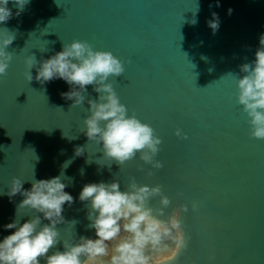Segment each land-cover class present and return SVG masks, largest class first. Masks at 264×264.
Wrapping results in <instances>:
<instances>
[{"label":"water","instance_id":"water-1","mask_svg":"<svg viewBox=\"0 0 264 264\" xmlns=\"http://www.w3.org/2000/svg\"><path fill=\"white\" fill-rule=\"evenodd\" d=\"M216 4L30 0L16 16L18 9L9 3L13 18L0 24V32L7 27L16 39L6 49L13 55L7 75L0 77V242L14 231L4 226L15 221L24 199L17 194L9 200L14 177L23 182V190H30L34 179L63 172L61 182L74 202L64 205L66 223L57 225L61 243L49 255L64 250L63 240L97 238L88 228L89 207L79 201L84 185L119 181L123 191L134 177L138 186L160 185L170 199L160 219L167 220L182 205L189 208L180 216L188 247L171 264H264V140L250 135L232 75L242 77L240 66L255 59L264 34V0ZM212 13L220 20L215 34L207 25ZM73 41H86L124 63L123 76L108 82L129 115L134 112L162 140L155 158L162 169L144 165L139 155L121 169L103 159L101 148L82 132L89 115L87 101L98 95L92 86H87L84 104L71 108L73 101L62 97L71 90L66 82L36 81L39 62ZM30 56L37 64L29 82L25 60ZM177 128L187 140L174 135ZM77 148L84 149L83 155H76ZM141 167L144 171L138 170ZM148 171L154 174L149 177ZM159 201L151 199L149 207L159 208ZM25 214L36 215L21 210V224L31 219ZM159 264H167V259Z\"/></svg>","mask_w":264,"mask_h":264},{"label":"clouds","instance_id":"clouds-1","mask_svg":"<svg viewBox=\"0 0 264 264\" xmlns=\"http://www.w3.org/2000/svg\"><path fill=\"white\" fill-rule=\"evenodd\" d=\"M30 0H0V24H6L13 18L9 3L18 9L19 16ZM219 7V0H217ZM193 13L192 25L197 23ZM232 9L228 10L231 15ZM213 34L218 31L220 20L216 13L207 21ZM0 32V77L7 75V69L13 59L6 51L16 39L15 31L7 27ZM36 81L41 84L62 79L70 86V91L62 97L73 101L71 108L84 104L88 96L87 86L97 93L96 99L87 101L89 115L83 120L84 130L89 142L101 148L103 159L115 162L120 169L139 155L144 165L152 169H162L163 164L156 160L162 140L148 124L141 122L133 112L120 102L110 78L122 77L124 63L111 52L95 51L86 41H73L63 44V49L47 60L39 62ZM37 64L35 56L25 60L27 81H32L31 69ZM242 77L232 74L238 89L236 102L248 117L250 135L264 140V34L259 37V48L251 63L240 66ZM174 135L187 140L186 134L177 128ZM84 149L77 148L76 155H83ZM70 163V161L68 162ZM68 163L64 165L66 168ZM90 163V161H89ZM111 163L109 165H111ZM139 171H144L141 167ZM83 174V169H81ZM154 173L148 171L150 177ZM60 176L51 179L32 181L30 190H23V182L14 177L7 195L17 194L24 197L16 208V219L4 226L5 230H14L0 242V264H159L167 259L173 262L188 244L182 230L181 213L189 208L182 205L167 220L165 216L171 201L164 195L162 187L157 185L138 186L134 177L126 190H121L119 181L110 183H89L83 186L79 201L89 207L87 219L89 229L95 230L96 239L80 237L71 242L63 240V251H54L61 243V234L57 225L66 223L62 216L64 205L69 207L74 198L65 191L66 185ZM182 195V193L178 194ZM160 198V207H149L150 200ZM36 213L27 222L21 224V210ZM192 211H197L195 204ZM24 215V216H25ZM20 217V218H18ZM48 221V223H43ZM77 221H72L74 225ZM174 246V247H173Z\"/></svg>","mask_w":264,"mask_h":264}]
</instances>
